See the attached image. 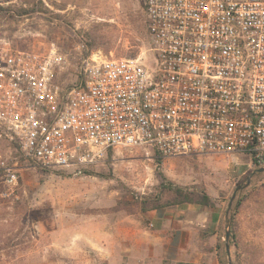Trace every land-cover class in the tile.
I'll use <instances>...</instances> for the list:
<instances>
[{
  "label": "built area",
  "instance_id": "1",
  "mask_svg": "<svg viewBox=\"0 0 264 264\" xmlns=\"http://www.w3.org/2000/svg\"><path fill=\"white\" fill-rule=\"evenodd\" d=\"M149 54L72 56L0 39V174L85 176L116 149L264 166V0H143Z\"/></svg>",
  "mask_w": 264,
  "mask_h": 264
},
{
  "label": "rangeland",
  "instance_id": "2",
  "mask_svg": "<svg viewBox=\"0 0 264 264\" xmlns=\"http://www.w3.org/2000/svg\"><path fill=\"white\" fill-rule=\"evenodd\" d=\"M0 7V39L20 50L56 48L72 56L97 52L110 58L149 54L143 0H0ZM32 8L39 12H21ZM11 152L7 158L17 164L20 179L15 195L6 197L0 174V264H130L126 238L136 223L144 224L140 201L169 196L160 173L208 193L222 213L214 243L201 229L200 239L191 244L196 263L164 264H264V166L251 165L247 156L162 163L141 149H116L85 176L73 177L32 168L20 152ZM196 208L207 216L213 212Z\"/></svg>",
  "mask_w": 264,
  "mask_h": 264
},
{
  "label": "crops",
  "instance_id": "3",
  "mask_svg": "<svg viewBox=\"0 0 264 264\" xmlns=\"http://www.w3.org/2000/svg\"><path fill=\"white\" fill-rule=\"evenodd\" d=\"M176 161V160H174ZM213 208L211 216L196 205H180L142 213L144 224L126 238L130 264L196 263L190 258L191 244L200 239L201 229L211 243L220 231L222 213ZM206 218V223L203 222ZM201 227V228H200Z\"/></svg>",
  "mask_w": 264,
  "mask_h": 264
},
{
  "label": "trees",
  "instance_id": "4",
  "mask_svg": "<svg viewBox=\"0 0 264 264\" xmlns=\"http://www.w3.org/2000/svg\"><path fill=\"white\" fill-rule=\"evenodd\" d=\"M41 5H44L43 2L41 3ZM0 9H2V7H0ZM36 11V8H32L29 10L23 9L21 12L29 15L35 13ZM160 176L162 177L161 187L169 194V196L164 197L163 194H159L157 196H146L142 198V200L140 201L141 212L145 213L148 211L172 208L186 204L196 206L198 205L208 208L215 207V200L208 193L179 186L174 181L167 178L164 173H160ZM240 205L241 203L239 202L237 204V209ZM232 223H234V221H232ZM231 227H233V224L231 225ZM218 247L220 248L219 245Z\"/></svg>",
  "mask_w": 264,
  "mask_h": 264
},
{
  "label": "water",
  "instance_id": "5",
  "mask_svg": "<svg viewBox=\"0 0 264 264\" xmlns=\"http://www.w3.org/2000/svg\"><path fill=\"white\" fill-rule=\"evenodd\" d=\"M260 172H264V168L260 169ZM241 187H238V189L235 191V193L233 194L232 196V199L230 201V204H229V209L232 208V205H233V202L234 200L236 199V196H237V192L238 190L240 189ZM231 225H232V219H230L228 222H227V226H228V229H227V232H226V239L229 240L230 238V235H231ZM227 250L229 252L230 250V246L227 245Z\"/></svg>",
  "mask_w": 264,
  "mask_h": 264
}]
</instances>
